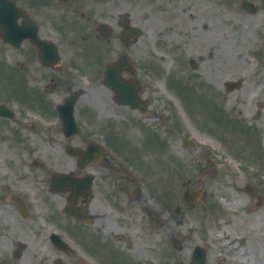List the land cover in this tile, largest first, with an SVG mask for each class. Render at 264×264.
Returning a JSON list of instances; mask_svg holds the SVG:
<instances>
[{
  "label": "rangeland",
  "instance_id": "obj_1",
  "mask_svg": "<svg viewBox=\"0 0 264 264\" xmlns=\"http://www.w3.org/2000/svg\"><path fill=\"white\" fill-rule=\"evenodd\" d=\"M235 1L233 8L229 3H222L218 15L208 18L212 25L203 31L195 22L200 13L195 7L196 20L184 16L188 30L180 36H170L169 41L154 43L151 26H145L140 44L136 50L128 52L137 63L149 60L147 70L145 66L139 70L142 95L151 100L149 109L142 115L137 111L129 114L126 109L115 106L109 88L96 80L94 84L88 80L94 76L93 72L84 70L77 75L76 83L83 85L85 93L77 103L76 116L85 127L100 131L103 129L101 125L110 121L115 132L120 131L118 125H121L135 138L140 132L134 121H148L163 136L160 143L156 141L157 155L149 150L148 145L147 154L150 156L139 162L140 171L134 170L143 192L139 209L135 206V209L123 210L120 203L118 206L113 204V200L104 195L109 187L105 188L101 182L94 199L97 217L87 228L105 241L116 237V229L121 230L116 232H131L132 227L127 226L130 221H135L131 234L119 233L115 240L124 249H132V254L142 264L146 260L154 264L163 261L179 263L187 258L195 244L202 241L208 247L211 264H264V238L258 240L256 236L264 230V197L259 205L254 200L255 194L264 192L261 188H264V13L251 14L240 7L239 0ZM0 49L2 57L8 58L7 47L2 45ZM184 55L196 60L199 56L202 58L193 69L185 63L186 59L181 62ZM177 70H182L184 80L195 87L189 94L179 93L176 89L173 74ZM21 76L0 57V82L3 83L0 88L4 91H0V97L5 93L6 99L16 102L18 107L14 120H0V158L13 157L22 150L32 157L40 155L45 167L68 169L70 162L74 167L75 161L65 152L60 131L20 127V119L24 120L31 113L38 115L41 124L50 125L57 120L53 114L49 116L22 104L23 93L19 91L25 90L26 83ZM225 80H241V84L226 91ZM35 83L38 85V81ZM8 96H12V100ZM49 97L52 102L60 98L56 94ZM210 102L213 103L211 107ZM155 115L159 118L154 119ZM204 125L215 128L220 135L210 134ZM147 130L141 131L140 135H148ZM149 133L153 134V130ZM148 137L151 138V147L153 136ZM181 137L195 139V146L183 147ZM33 150L36 154L32 153ZM3 162L0 159V176L7 173ZM37 169L29 166L22 171L27 175L38 173ZM152 172L168 174L169 186L162 188V179L152 184V178H149ZM188 181L194 187L204 188V195L193 207L187 206L181 194ZM241 190L245 193L243 201L231 203V197L242 194ZM32 198L39 208L32 206L30 214L20 218L14 216L10 204H4L6 199L0 196V204H4L0 207V264H52L58 254L48 240L50 231H58L70 238L68 240L75 246L78 256L87 257L82 240H88V233L71 231L74 223L61 214L57 219L50 215L52 208H57L55 201L59 206L62 198L53 195V207L48 204V208L41 198L28 195V199ZM143 203L156 211L161 225L148 219L141 208ZM226 213L228 216L223 217ZM171 233L184 241L180 250L171 246ZM248 237L250 239L245 244L237 241ZM18 239L25 241L26 247L19 259H15L13 249ZM104 248L114 256L121 255L110 243H104ZM142 249L144 258L141 260ZM89 260L96 263L90 257Z\"/></svg>",
  "mask_w": 264,
  "mask_h": 264
},
{
  "label": "flooded vegetation",
  "instance_id": "obj_2",
  "mask_svg": "<svg viewBox=\"0 0 264 264\" xmlns=\"http://www.w3.org/2000/svg\"><path fill=\"white\" fill-rule=\"evenodd\" d=\"M14 1L16 6L31 19V24L36 25L38 37L42 40L51 41L57 47L62 59L58 63L54 62L52 53L48 51L46 55L47 64H45L38 57V46L26 38L18 45L9 42L4 43L9 52L7 61L19 66L17 71L25 73L32 79L31 81H34L33 85L36 86L34 89L39 94L40 99V93L45 90L43 79L45 76L48 77L46 87L58 93L59 102L70 96L75 89L80 88L74 83L75 77L72 71L79 69L91 72L90 70H92L98 76L103 71L105 64L113 61L119 55H127L129 51L136 50L140 44V38L146 32L145 26L147 24L151 26L152 34L155 37L154 43H161L171 40L170 36L174 34L180 36L188 30V23L183 17L186 16L195 21L198 17L194 10L195 7L200 11L199 20L195 22H198L203 31L208 30L212 25L208 18H214L218 15L222 3L224 5L229 3L228 5L233 8L236 2L235 0ZM246 1L253 10L247 9L246 11L251 14L264 13V0ZM178 16H180V20H178ZM18 22L21 23V18H18ZM127 58V64L131 70L123 72V75L137 79L136 70L138 67L134 61H131L130 55H127ZM35 81H38V85ZM80 133L69 137L71 140H68L67 143L70 142L76 146L86 145L87 139L82 138ZM119 154L116 149L107 150L105 148L97 161H89L77 168L75 172L72 171L78 177L90 176L92 195L87 206L91 212L95 207L93 189L96 185L100 186L98 180L108 182L115 188L111 191L106 183L103 184L105 188L109 187L105 196L113 200V204L118 206L120 203V208L123 210H131L137 207L139 196H142V193L139 192L138 178L119 160ZM9 162L11 163L8 166L10 173L6 177L5 185L0 186V190L7 192L10 196L13 195L10 199L14 202L12 206L17 209L19 206L15 200L17 197L21 198L23 189H28L32 185V178L22 171L28 167L27 159L23 153L14 156ZM85 167H88L86 171H84ZM100 167L106 169L108 173L107 175L102 174L101 178L97 172ZM43 170L45 171L43 167L38 168L39 172H34L37 174L35 177L42 176L41 182L45 183L46 189H48L50 180L44 177ZM4 178L5 176L2 177V181ZM64 189L66 190L57 194V197L64 198L65 201L68 188L65 187ZM84 204V196H78L75 205L82 207ZM143 208L146 210L147 205H143ZM13 213L15 217L18 215V213ZM88 218L91 219L90 224H93L96 217L93 213ZM203 230L206 231L205 228ZM258 237L264 238V230L260 231ZM135 260L132 253L115 256L112 253H107L104 254L101 263L136 264Z\"/></svg>",
  "mask_w": 264,
  "mask_h": 264
},
{
  "label": "bare ground",
  "instance_id": "obj_3",
  "mask_svg": "<svg viewBox=\"0 0 264 264\" xmlns=\"http://www.w3.org/2000/svg\"><path fill=\"white\" fill-rule=\"evenodd\" d=\"M232 196V195H231ZM242 196H243V194H236V195H234V196H232L231 197V203L233 202V203H236V201H242ZM131 223H132V225H134V222H132L131 221ZM124 226H127V224L126 223H124Z\"/></svg>",
  "mask_w": 264,
  "mask_h": 264
},
{
  "label": "water",
  "instance_id": "obj_4",
  "mask_svg": "<svg viewBox=\"0 0 264 264\" xmlns=\"http://www.w3.org/2000/svg\"><path fill=\"white\" fill-rule=\"evenodd\" d=\"M6 9L8 10V6H6ZM9 21V20H8ZM8 21L6 22V23H8ZM5 25V24H4ZM4 37H6L5 35H4Z\"/></svg>",
  "mask_w": 264,
  "mask_h": 264
}]
</instances>
